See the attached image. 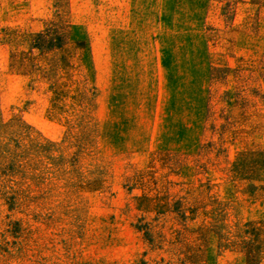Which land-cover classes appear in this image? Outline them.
Returning <instances> with one entry per match:
<instances>
[{
    "label": "crops",
    "instance_id": "crops-1",
    "mask_svg": "<svg viewBox=\"0 0 264 264\" xmlns=\"http://www.w3.org/2000/svg\"><path fill=\"white\" fill-rule=\"evenodd\" d=\"M249 3L0 0V264H239L204 233L264 95Z\"/></svg>",
    "mask_w": 264,
    "mask_h": 264
},
{
    "label": "rangeland",
    "instance_id": "rangeland-1",
    "mask_svg": "<svg viewBox=\"0 0 264 264\" xmlns=\"http://www.w3.org/2000/svg\"><path fill=\"white\" fill-rule=\"evenodd\" d=\"M249 2L256 20V44L264 49V35L258 37L264 31V0ZM259 74L264 80V71ZM258 97L261 100L255 96L253 101H235L241 121L239 148L224 150L221 165L207 167L211 179L207 188L212 189L208 202L215 201L221 211L209 219L204 236L211 250L239 264H264V95Z\"/></svg>",
    "mask_w": 264,
    "mask_h": 264
}]
</instances>
